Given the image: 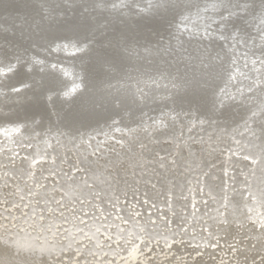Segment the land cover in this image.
Returning a JSON list of instances; mask_svg holds the SVG:
<instances>
[{"label": "bare ground", "instance_id": "6f19581e", "mask_svg": "<svg viewBox=\"0 0 264 264\" xmlns=\"http://www.w3.org/2000/svg\"><path fill=\"white\" fill-rule=\"evenodd\" d=\"M13 1L16 0H0V149L5 150L11 145L14 148L17 147L18 155H21L22 158H18L14 162V166L11 165L15 174L10 172V165L6 164V168H0V176L3 177L0 180L1 216H8L11 212L17 214L15 212L21 211V209L27 212L25 216H31V211L36 214L37 208H47L49 211V205H45L48 201L51 202V206L55 202H60L59 205L71 204L76 196L85 201L86 199L79 196L78 193L80 189L87 193L93 191V189L87 188L88 181L95 182L92 180L94 176L91 170L100 177V179L95 177L96 181H102L103 187L100 186V188L104 190L105 201L114 197L112 194L114 191L125 193L128 183L149 188L150 190L147 189V191L150 194L151 191L154 192L153 196L151 194L152 197H156L160 193L159 191L163 192L165 189L168 192L173 191L175 195L183 188L189 190L191 186L195 185L192 175L182 176L173 170L171 171L172 167L174 168L180 160L182 161L180 157L179 161L175 158L177 163L173 161L176 152L183 153L181 147H176V151H171L169 157H156L158 169L163 171L159 175L155 170L157 168L152 167L150 171L149 168L143 166L144 159L136 153V149H138L136 146L142 147L141 145L146 144L152 149L155 147L159 148L158 150L167 151L168 146L163 145L162 141L175 138L182 141L186 140L187 143L185 141L182 143L189 145L191 142L189 141L190 134H194L196 130L204 135L203 137L210 135L213 137H211L212 142L206 145V148L203 145L194 146L196 158L191 157V154L189 155L193 164H195V159L200 162L199 154L208 162L206 165L203 164L204 166H199L200 169H203V172L199 174V180H197L200 185L201 182H205V178L202 176L207 172L206 169L210 171L209 168L213 167L214 175L217 174H215L217 169L214 167V164L219 161L216 157L218 147L216 138L221 137L226 140V135L229 134L230 142H233L234 139L239 140L241 146L235 151V158L237 156L239 158L235 160L236 164L239 165L238 167H242L239 169L243 171L244 165L253 166L255 155L260 156L259 153H264V113H261V116L258 115L257 110L259 109H254V106H251L254 104L252 100L257 101V106L262 108L264 106V10L254 8L248 0L245 3H238L240 6L234 7L226 2L230 0H33L32 4L36 7L34 9L26 8V10H23L22 6L10 4ZM254 1L264 5V0ZM217 8H224V12L213 13V10ZM233 9H239L245 13L243 20L248 23L252 22L253 19L255 20L252 29L257 32L250 33L248 31L246 35L252 37V34H256V36L247 40L238 37L233 38L232 42H224V50L226 49L227 53H230L228 63H222L219 59L214 60L213 55H209L204 62H201L202 65H207L210 70H216L217 66L222 67L220 72L215 75L201 72L199 78L184 82L183 80L189 75V70L192 71L197 68L198 61H200L197 58L205 54L194 49L198 46L196 43L191 47L192 60H187L188 54L181 52L182 47L187 42H182L181 36L174 34L175 31H190V34L186 35L199 37L203 40L210 35L217 39L218 36L222 37L220 34L224 33L223 30H227L225 32L230 31L224 25L229 24L226 22V17L236 15ZM213 21L217 22L218 30L212 32L209 25H212ZM232 33H236V31H232ZM237 33L245 34L244 31ZM163 34L164 39L160 41L159 39L163 37ZM229 36L230 33L224 35V37ZM239 39L243 48L246 47L250 51L244 59L238 57L237 49L233 52ZM170 42L172 51H174L175 42L179 45L178 49L174 51L173 57H168L169 62H167L165 47H168ZM246 43L247 46H245ZM186 49L190 51L187 45ZM217 49L215 53L220 55L221 48ZM118 55L125 60L119 59ZM217 55L215 59L218 57ZM148 59L150 60L148 61ZM68 63L72 66L73 71L80 69L82 73L72 75L69 69H64L68 73L62 72L63 75L68 78L71 76L69 82H65L57 71H61L64 66L69 65ZM2 72L3 74H1ZM4 73H6L5 77H3ZM59 74L61 75V72ZM175 76L177 77L174 78ZM82 77L86 86L83 91L77 90ZM123 82L129 83L128 93L119 92L123 88L119 86H124L121 85ZM132 87L134 91H132ZM94 92H98L99 96L93 98L92 96L96 95ZM108 92L115 94L117 92V94L114 96L115 98L107 100ZM148 94L150 95L148 96ZM72 96H74L73 99H70ZM94 100L96 101L93 102ZM90 108L93 109V113H89L90 120L88 121L82 117L80 112ZM172 111H177L179 114L176 120L165 119L168 117L166 113ZM255 118L256 120H254ZM150 130H156L157 133L152 135ZM120 131L126 134L132 132V135L131 137L128 135L123 137L122 134L118 149L103 146L102 138L112 137L109 135L111 133L115 136ZM151 135L153 136L152 140L150 139ZM98 140L99 145L102 144L99 147L94 145V142ZM8 141H13L14 145L11 142L9 145ZM225 143L227 144V142ZM90 144L93 147H91L92 150L87 149ZM198 144H202V142ZM228 144L231 146L229 141ZM203 149L204 152L201 151ZM11 151H4L3 155L1 154L2 151L0 152V163L7 158V154L12 153ZM44 153L46 155H43ZM94 153L95 155H93ZM245 155L248 158L243 157ZM99 157L101 161L97 160ZM34 158H39L38 164L31 163ZM7 160L9 162L10 159L3 162L7 163ZM261 161H258L257 164ZM230 163L231 159L227 165ZM262 163L264 164V161ZM75 164L78 165L75 166ZM44 167H54V169L43 171ZM75 167H78L80 171L75 172ZM85 167L91 168V170L82 172ZM142 168L144 173L140 170ZM219 168L222 169L221 166ZM55 169L63 177H58ZM128 169H130V175L133 176H129V172H126ZM61 170H64L65 174ZM164 170L167 174H162L165 172ZM152 171H156V173ZM258 171L257 173H264V167ZM10 173L19 184H16V181H10L11 184H7L10 180L8 178ZM16 174H20L21 177L15 176ZM220 174L223 177L222 183L218 184V181H215L217 177L214 179L213 174H211V179H213L210 183H212L214 190L219 192V195L227 194L230 187H228L229 183L226 184V179L228 175H233L228 173L225 177L222 172ZM84 175L87 182L83 181ZM43 176L44 178L47 177L46 184L37 181L40 178L43 179ZM51 176L53 177L51 178ZM19 179L23 180V183ZM55 180L57 183L54 182ZM49 181L54 186H51ZM159 181L161 183H158ZM228 181L231 182L230 179ZM99 182L97 183L100 185ZM150 182L153 187H149ZM258 182V180L251 182L250 190L252 192L257 191L258 194H252L254 202H259L262 198L259 193L261 190L259 191ZM259 183L261 184L260 187L263 188L264 181ZM79 184H82L81 188H79ZM204 184V188H207L206 182ZM192 188L188 194L193 191ZM55 190H57L56 197H53L54 192L52 193V191ZM236 191L231 200L228 198L230 202L227 207L224 210L222 208L223 215L221 214V217L229 222L226 227L220 228L216 224V218L209 214L210 211L208 212L209 217H211L210 220H208V215H204L207 222L205 226L219 229V232H214V235L221 234L223 229L233 230V226L229 227V224L239 221L240 217L244 216L243 210L247 211V207L255 208L256 204L245 201L248 198L247 195L243 197L238 193V190ZM210 192L212 196L218 194L216 192L213 194L212 189ZM17 193L20 195L18 196ZM181 193L179 198L184 203L185 194ZM27 194L31 196L28 197ZM127 194L129 195V193ZM21 196L25 201L20 199ZM20 201H23L22 205ZM42 201H44L43 206L41 205ZM181 201L175 202L173 212L170 210L173 216H169L167 212L169 209L167 208L165 214L167 215L166 219L170 218L171 222L176 220L173 224L174 226L176 224L178 230H182L177 223L182 219V214L179 215L177 210L178 206L182 205L180 204ZM243 203H248L250 206L244 207ZM212 204L211 202V207ZM25 205L27 208H24ZM192 205L194 212L191 213L197 214L196 208L199 205L196 203H192ZM8 207L10 208L8 209ZM200 208L202 207L198 209ZM102 210L106 212L108 208L102 207ZM122 212L130 215L126 214L127 217L125 215L124 218L116 217V220L107 222L103 236H100L102 241H96V237L101 233V231L100 233L96 232L100 227V222L96 219L90 222V226L88 225V236L91 237L85 238L81 232L79 233L77 238L83 239L80 244H89L85 247L87 248L85 253L92 251L95 243L100 247L98 255H102L101 252L108 249L112 252L116 249L124 252L129 243H137L136 249L143 251L148 256L151 255L153 259L154 254H156L155 248L161 247V243H164V247L168 244L166 248L168 247L169 251H177L179 254L200 251L204 254L201 257L203 260L206 258V253L213 256L218 254L216 251H220L219 255L226 262L237 258L234 253L227 254L228 252L225 251L227 246L218 247L216 246L218 241L209 238L204 241L213 246L214 252L209 248L201 251V249H194L191 246L186 247L183 252V249H180L182 246L185 248V245L189 243L185 240L188 237L179 233L181 239L178 240L173 232L167 234L171 230L167 229L165 224L163 229L166 230L160 231H149L148 228H143V225L141 229L144 235L141 236V233L138 234L135 228V221L141 217L130 213L125 207ZM68 213L69 211L62 213L67 223L55 222L58 223V230L62 231V227L66 232L72 228V230L82 229L80 225L72 227L74 222L73 219L67 217ZM162 214L164 215V212ZM43 215L45 213H42L40 220L34 218L31 221L23 217L22 220L26 222V226L33 224L29 228L19 224L20 217L16 215L11 218L12 222L15 221L14 226L9 222L7 227L1 229L5 235H0V264H53L50 263V259L53 260L54 256L59 255L62 249L65 251L71 249L75 239H71L70 236L64 243L56 241L51 243L45 239V230L53 227V225L52 221H48V217L44 218ZM104 216L106 215L104 214ZM217 216L219 217V214ZM107 218L109 217L101 218L100 216L98 220ZM155 220L157 223L161 219L156 217ZM89 221L90 219L87 221L88 224ZM101 223H105L104 220ZM181 225L184 226L183 220ZM93 226L94 228H92ZM151 226L157 228L158 225L151 224ZM35 230L40 231L35 232ZM185 233H189V231ZM254 233L255 235L252 236L255 238L256 248L264 249V243L258 238L262 236L261 229ZM136 236L139 237L138 240L135 238ZM164 237H168V239L163 241ZM41 238H44L45 241ZM195 244L194 247H196ZM249 244L251 243L249 242ZM222 248L224 249L223 252H221ZM167 253L170 256V252ZM170 258L169 260H172L173 256ZM152 259L149 260L150 263L153 262ZM254 259L255 257H252L250 260ZM217 260L219 261V259ZM258 261L264 264V255L261 254Z\"/></svg>", "mask_w": 264, "mask_h": 264}, {"label": "rangeland", "instance_id": "374dc122", "mask_svg": "<svg viewBox=\"0 0 264 264\" xmlns=\"http://www.w3.org/2000/svg\"><path fill=\"white\" fill-rule=\"evenodd\" d=\"M81 68H83L82 65H81ZM64 69H69L71 71L72 75L74 73H78V75L80 73H82V71L80 69L73 71V68H72V66L70 64L64 66L63 69H61V71L58 70L57 72H58V75L61 76V79L63 78V80L65 82L66 81L69 82V80H70L69 78L71 76L69 78L68 77H65L62 72H66V73H68V72L66 70H64ZM59 72H61V75L59 74ZM1 74H3V72ZM5 74L6 73H4V76L3 77H5ZM4 82H5V80H4ZM84 85L85 84L83 83V77H82V80H81V82L79 84V87L77 88L76 85H75V87L77 88V90H81V86H84ZM121 85H124V86H119V87H123L121 90L119 89L120 90L119 92L120 93L121 92H123V93L125 92L126 93L127 92V89H128V86H129V83H127V82L124 83L123 82ZM132 91H134L133 90V87H132ZM79 93H82V92H79ZM116 94H117V92H116ZM116 94L115 93L108 92L106 99L108 100L109 98H115L114 96ZM149 95L150 94H148V96ZM73 97L74 96L70 97V99H73ZM99 102L101 103V101H99ZM252 102H254V104H252L251 106L252 107L254 106L253 107L254 109H259V110H257V114L261 116V113L262 114L264 113V106H263V108L262 107H259V105L257 106V104H256L257 101L256 100H252ZM172 112H174V113H172ZM172 112H167L166 115H168V117H165L164 116L165 119L166 118L167 119L170 118V119H172L171 121H173L174 119L176 120V118H177V116L179 114L177 113V111H172ZM254 120H256V118ZM255 124H257V123L255 122ZM196 131H195L194 134H190V140L189 141H191V142L189 143V145L182 143L184 141H185V143H187L186 140L182 141L181 139L177 140L175 138H168V139H165V141H162L161 143L163 145L166 144L165 146H168L169 147V148L167 147V151H165V150H158L159 148H155V147H154V149H152L151 146L149 147V145H147L148 146L147 147L146 144L141 145L142 147H140V146L137 147L136 146V148L139 149V150L136 149V153L139 154V155H141L140 157H142L144 159L143 160V163H144L143 166H145L146 168H149L150 171H151V168L152 167L153 168L154 167L157 168L155 170H157V172L159 173V175H160V172H163V171H160L158 169L159 166L157 165L158 163H157L156 157H160V156L161 157H167V156L169 157V156H171V153L173 151H176V149H177L176 147H181V150L183 151V153L176 152L175 156L173 157L174 158L173 161L175 163H177V161L175 160V158L178 159V161H179V157H180V159H182V161L180 160V162L177 163L174 168L172 167L171 171L173 170L174 172L179 173L182 176L183 175L186 176V175H189V174L192 175V178L195 181V185L190 187V189L193 187L192 188L193 191L191 193L188 194V191L190 189L188 190V189H184L183 188L181 191H179V192L176 193V195L178 194L176 196L173 191L168 192V190L165 189L163 192L159 191L160 193L158 195L156 194L157 195L156 197H152L153 194H154V192L151 191V194H152V196H151V194L148 192L150 190L149 188H146V187H144L142 185H137V184H134V183H128L126 185L127 186V191L125 190L126 191L125 193H118L117 191L116 192L114 191V192H112V194H113L114 197H111V199L109 201H105V199H104L105 196H103L104 190L102 188H100V186L103 187V185L101 184L102 181H100V180H99L100 182L99 181H96V178H95V177H98V179H100L99 175H96V172H94L93 170H91V168L89 169L88 167L87 168L85 167V168H83L82 172H86L88 169L91 170V172L93 173V176H94L92 180H95V182L94 181L93 182L92 181H88L87 182L85 180L86 179L85 175L83 176L84 177L83 181L85 180L87 182V185L89 186V187L87 186V188H89L91 190L93 189V191L90 192V193H87V192L82 191L80 189V192L78 194H79V196L85 198L86 199L85 201L83 199L79 198L78 196L75 197V195H72L73 197H75L74 198L75 200L71 201V204H61V205H59L60 202L59 203H56L55 202L53 204L54 206L53 205L51 206L50 205L51 202L48 201L45 205H47V204L49 205L48 206L49 211L47 210V208L46 209L37 208L36 209V214L33 213L34 211L33 212L31 211L30 212L31 216H25L27 214V212L22 211L23 209H21V211L20 210L19 211L17 210L15 212L17 214H14V212H11V214H9L8 216L7 215H2V216L0 215V235H3V236L5 235V233H2L1 232V229L4 228V227H7V225H8L9 222H10V224H13V226L15 225V221L12 222V219H11V218H13V216H16L17 215L18 217H20L19 218L20 221L18 223L19 224H22V225H25L26 222L24 220H22L23 217H25V219L26 220H29V221H31V219L34 220V218H35V220L36 219L37 220L38 219L40 220L42 218V216H41L42 213L43 214L45 213V215H43V217L44 218L45 217H48V221H52L51 223L53 225V227L47 228L45 230L46 235L45 236L43 235L48 242H51L52 243V242L56 241L58 243H64V242H66L68 240V238H69L68 236H70L71 239H75V242L73 243L71 249H68V251H65L64 249H62L60 251L59 255L54 256L53 260L50 259V263H53V264H175V263H177V264H246V263H249V264H262V263H259L258 260L260 259V255L261 254L264 255V249H260L259 247L256 248V241H255V238L252 235H255L254 232H259L260 229H261L262 236L261 237L259 236L258 238H259V240L262 243H264V204H263L264 203V198H263L264 197V185H262L263 188H261L260 187L261 184L259 183V182L264 181V173H262V174L261 173H257V172H259L258 169L259 170H262V167H264V164L262 163L264 161V156H263L264 153L263 154L261 153L262 155L259 153L260 156L255 155V161H254L253 166L249 167L248 165H244L243 166L244 171H243V170H240V169H242V167H238L239 165L236 164V160H235V159H238L239 158L238 156H237V158H235L236 157L235 151H237L238 148H239V146H241L239 140H235L234 139L233 142H230L231 140L228 139L229 138V134L226 135V140L223 139V138H221V137L216 138L218 140V142H217L218 147L216 149L217 150V155L216 154L215 155H216V157H218V160L219 161L214 164V167L217 169L215 171V174L216 173L217 174L214 175V169L212 170L213 167H210L209 168V169H211L210 171H208V169H206L207 172H205V174L202 176V178H205V182H206V185H207V188L206 187L204 188V186H205L204 183L205 182L204 181L201 182V185H200L197 180H199V174L203 172V169H200V167L206 165L208 162H206L203 159L202 155L199 154L200 162L201 161L202 162L200 163V162H198L199 160H196L195 159V161H194L195 164H193L192 161H191V157L193 156L194 158H196L195 153H194V150H195V147L194 146H196V145L197 146L203 145V147L206 148L207 147L206 145H209V143L212 142V139H211L212 136L210 135V136L203 137L204 135H201L199 133V131H197V132ZM150 133L153 135V134H156L157 132H156V130H154V131L150 130ZM116 134L117 135L113 136L112 133H111L109 135L112 136V137L102 138L103 141H104L103 146H105L106 148H109V147L114 148V147H116V149H118L119 148L118 147V143H119V140L121 139V135L123 134V137L126 136V135H128V137H131L132 132H129L128 134H126L125 132H123V131L121 132L120 131V132H117ZM195 134H197L198 136L195 135ZM152 135H151V138H150L151 140L153 138ZM119 136H120V138H119ZM235 138H237V137H235ZM174 141H175V143H174ZM228 141L231 144V146L228 144ZM10 142L12 143L13 141H8L9 145H10ZM151 142H153V141H151ZM199 142L200 143L202 142V144H198ZM225 142H227V144ZM94 145L97 146V147H99L102 144L99 145V140H98V141H95L94 142ZM91 147L92 146L90 144L87 149L88 150H92L93 147L92 148ZM11 149H12V151H11ZM4 151L5 152L11 151L12 153L6 155V157H7L6 159H10V160H9V162L7 160V163L3 162L6 159L5 160H2V162L0 163V168L1 169L2 168H6L5 167L6 164L8 166L10 165L9 166V169L11 171L9 169L8 170L12 174H15L14 171H13L14 162L17 161L18 158L21 157V155H18L19 154L18 153L19 151H18L17 147L14 148V146H12V145L11 146H8V148L5 149V150L2 149V148L0 149V152H1L2 155H3ZM201 151L204 152V149L201 150ZM149 153H151V154L149 155ZM43 155H46V154L44 153ZM93 155H95V153ZM178 155H180V156H178ZM186 157H188L189 159L186 158ZM243 157L248 158L246 155L243 156ZM4 158H5V156H4ZM232 158H233L234 161L232 160ZM230 159H231V163L227 165V162H230ZM262 159H263V161H261ZM97 160L98 161H101L100 157L97 158ZM38 161H39V158H37V159L34 158V160L31 163L32 164H38ZM258 161H261V163H258L257 164ZM255 162H256V164H255ZM249 163H251V162H249ZM260 164H262V165H260ZM11 165H13V166H11ZM77 165L78 164H75V166H77ZM220 166H221L222 169L219 168ZM52 168L54 169V167H51V168L50 167H44L43 168V171L44 170L50 171V170H52ZM140 170H142V172L144 173V169L143 168L140 169ZM55 171H56V173H58V177L61 178L62 175L60 174V172H57L56 169H55ZM61 171H62L63 174H65L64 173V170H61ZM74 171L75 172H78V171H80V169L78 167H75ZM127 171L129 172V176H133L132 174L130 175V169L126 170V172ZM255 171H256V173H255ZM152 172L153 173H156V171H152ZM220 172H222L225 177L228 175V173L231 174V175H233V176L228 175V178L231 180V182L228 181L229 180L228 178L226 179V184L229 183L228 187H230V189H228V193L227 194L226 193L225 194L222 193L223 196L225 195L224 197L222 196V194L219 195V192H216L214 190L213 186L211 185L212 183H210V182H212V179L213 178L216 179V177L219 180L216 179L215 181H218V184L222 183V180L221 179L223 177L221 176ZM11 173H10V175L8 177V178H10V180H8V183L7 184H11L12 181L13 182L16 181L14 179L15 177L13 176L14 177L13 178L11 176L12 175ZM131 173H132V171H131ZM165 173H166V171L164 173H162V174H165ZM0 174H1V171H0ZM211 174H213V178L212 179H211V176H212ZM237 174L239 175V177H238ZM5 175L8 176L7 174H5ZM117 175H118V173H117ZM15 176L21 177L20 174H16ZM38 176H36V177H38ZM113 176L116 177L115 175H113ZM52 177L53 176H51V178ZM126 178L129 179L128 176H126ZM1 179H3V177L0 176V180ZM43 180H46V181H43ZM253 180H258L259 181L258 182V184H259V191L261 190L259 193H260V196L262 198L260 199L259 196H257V197L260 199L261 202L260 201L259 202H254L255 200L252 197V194L253 193H256L257 194V191L253 190L255 192H252L250 190L251 189V186H252L251 182ZM19 181H21L23 183V180L19 179ZM37 181H42L43 182L42 184H46L47 177L44 178V176H43V179L40 178ZM54 182H56V180ZM97 182H99L100 185ZM51 183L52 182H50V185L51 186H54V184L53 183L51 184ZM158 183H161V182L159 181ZM247 183H249V184H247ZM16 184H19L18 181H16ZM28 184L31 185V183H29V182H28ZM94 184H96V186H94ZM232 184H235V185H232ZM154 185H155V183H154ZM81 186H82V184H79V188H81ZM139 186L140 187L142 186V187L140 188ZM151 186L153 187V184L150 182L149 183V187H151ZM232 186H233V189H232ZM147 189H148V191H147ZM209 189L210 190L212 189L214 191L213 194L215 192L218 193V194L215 195L216 197L211 195V192L212 191L210 192ZM236 190H238V193L241 196H243V197H245L247 195L248 198L245 199V201H248V202L250 201L251 204H252V202L254 204H256L254 206L255 208L247 207V211L246 210H243L244 211L243 212L244 213V216H241L240 219H239V221L234 222V223L231 222L229 224V227H232L233 226V228H232L233 230H231V229L229 230L228 228L227 229H223V231L220 232L221 234L214 235V232H216V233L219 232V229L217 227L205 226V224L207 222L205 220L206 218L204 217V215H208V220H210V218H211V217H209L210 215L213 216V217H215L216 218V224L220 228L226 227L228 225L227 223H229V222L226 221V220H224L223 217H221V214H222L223 210L227 207V204H229L231 198L233 197V194L235 192H237ZM56 191L57 190L52 191V193L54 192L52 194L53 197H56V195H55L56 194ZM194 191H195V193H194ZM15 192H16V190H15ZM108 192L110 193V191H108ZM181 192H183L185 194V198H184V201L185 202L184 203L179 198L180 197V194H182ZM127 193H129V195ZM131 193H132V195H131ZM207 194H208V197H207ZM19 195L20 194H18V196ZM227 195H229V196H227ZM27 196L29 197L31 195L30 194H27ZM21 198L23 199V201H25L22 196L20 197V199ZM207 199H209V200H207ZM259 199H257V200H259ZM215 200H216V202H215ZM23 201H20V204L21 205H22V202ZM77 201H78V203H77ZM177 201L178 202L179 201L182 202V203H180L182 205L178 206V208H177V210L179 212L178 214L179 215L182 214L181 215L182 216V219H180V221L177 222V223H179L178 224V227H181L182 230H178L176 224L174 226L173 223L176 220H174V222H171V219L170 218L169 219H166V216L167 215H165L168 212L169 213V216H173V213H172L173 210L172 209L174 208L175 202H177ZM210 201L213 203L212 204V207H211V202ZM36 202H38V200H36ZM139 203H141V204H139ZM159 203H160V205H159ZM192 203H196V204L199 205V207H202L200 209H198L199 207L196 208V210H198V212H196L197 214L191 213V212H194V210H193L194 207H193ZM202 203H203V205H201ZM78 204H81V205H78ZM97 204H100V205H97ZM161 204H164V205H161ZM41 205L42 206L44 205V201H42V204ZM183 205H185V206L183 207ZM101 206L103 208H108V211L104 212L102 210V207ZM243 206L246 207V206H250V205L248 203H245V204L243 203ZM25 207H26V205L24 206V208ZM56 207H58V208H56ZM124 207L127 208L130 211V213L137 214V216L141 217V219H137V221H135V223H136L135 228H136L138 234L141 233V236L144 235L143 234V230L141 229L143 227V225H144L143 228H145V229L148 228L149 231L150 230L151 231H160V230H166V229H163V228H165L164 227V224H165V225H167V229L171 230V231H168L167 234L169 232H173V234H175L177 236L178 240L181 239L180 238L181 235L179 233H181L185 237H188V239H185L187 242H189V243H187L188 245L186 244L185 245V248H183V246H182L181 249H180V250L183 249L182 250L183 252L186 250V247H190V246L193 247L194 249L199 248V249H201V251H203L205 248L206 249L209 248L212 252H214L213 246L212 245L210 246V243L209 242H207V241L205 242L204 241V240H207V238H209V239H211L213 241H218V245H216L218 247H225V246H227V248L225 249V251L228 252L227 254L231 255V254L234 253V255H236L237 258L231 259L230 261L228 260L226 262L224 260V258L219 255L220 254V251H216V253H218V254L217 255H213V256H211L210 253H206L205 254L206 255L205 256L206 258L204 257L205 259L203 260L201 257L204 254H202V252H200V251H197V252H190L189 251L187 253H181V254H179V253H177V251L176 252H173L172 250L169 251L168 247L166 248V246H168V244L164 247V243H161V247H159L160 249L158 247L155 248L156 254H154V258L153 259H152L151 255L148 256L143 251H140V250L136 249L137 243L136 244H130L129 243L127 245V247L125 248L124 252H121L122 250L119 251L117 249L114 252H112V251H110L108 249L106 251L101 252L102 255H98V253L100 251V249H99L100 247H99V245H96V243H95V245L93 246L92 251H90L89 253H85V250L87 249L85 247H87L89 244L88 243L85 244V245H81L80 244V242L83 239L77 238L78 235H79V233L81 232V235L84 236L85 238L91 237V236H88V234H89V231H88V228L89 227H88V225L90 226V222H92L93 219H96L98 222H100V227L96 230V232L97 233L98 232L100 233V231H101V233L99 234V236L96 237V241H98V240H101L102 241V239H100V238L103 236L102 234L104 233V230L106 229L107 222H111L112 220H116V217L117 218L118 217L124 218L125 215L127 214V213L122 212L124 210ZM143 207H144V209H142ZM9 208L10 207H8V209ZM166 208L169 209V210L167 211ZM203 208H205V209H203ZM222 208H223V210H222ZM72 209H74L75 211H73ZM201 209H203V210H201ZM170 210H172V212ZM67 211H69V213H68L69 215L67 217L73 219V222H74V223L72 222L73 223V226L72 227L79 226L80 225L82 227V229L72 230L73 229L72 228L70 230H67V232H66L65 229H63V227H62V231H59L58 230V228H57V226H58L57 224L58 223H55V222H58V221L61 222L62 221V223H67V221L64 220L66 218L64 217V215H62V213H66ZM209 211H210V213H209L210 215L208 214ZM28 212H29V210H28ZM163 212H164V215L162 214ZM82 213H83V215H82ZM47 214H49V215H47ZM58 214H59V216H58ZM104 214L106 216H104ZM217 214H219V217L217 216ZM127 215H126V217H127ZM100 216H101V218L102 217H105L106 218L107 216L109 218L98 220L100 218ZM195 216H197V217H195ZM156 217H158L159 219H161L160 221H157V223H156V220H155ZM89 219H90V221H89V224H88L87 221ZM103 220H104L105 223H101ZM182 220L184 222V226L181 225L182 224ZM131 222H133V221L131 220ZM150 223L151 224H157L158 225L157 228H152L153 226H151ZM31 226H33V224H29L27 226L25 225L24 227L25 228H29ZM248 227H250V228H248ZM252 227H254V229H252ZM92 228H94V226ZM190 230H194V231H190ZM37 231H40V230H35V232H37ZM146 231L148 232V230H146ZM186 231H189V233H185ZM246 233H249V234H246ZM163 234H166V233H163ZM59 236H61V237H59ZM135 238L137 240L139 239L138 236H136ZM41 239L45 241L44 238H41ZM167 239H168V237H164L163 241H166ZM246 239H247V241H245ZM223 240H224V242H223ZM238 242H240V243H238ZM249 242L251 244H249ZM194 243H196L195 244L196 247H194ZM92 245H93V242H92ZM260 245H262V244H260ZM203 246H205V247H203ZM260 247H262V246H260ZM110 248H113V247H110ZM223 250L224 249L222 248L221 249V252H223ZM167 252H170L169 253L170 256H168V253ZM257 255H258V257H256ZM172 256H173V259L172 260H169V258L172 257ZM252 257L253 258L255 257V259L254 260H250ZM198 258H200L202 260H200ZM150 259L153 260L152 263L149 262ZM217 259H219V261Z\"/></svg>", "mask_w": 264, "mask_h": 264}, {"label": "water", "instance_id": "95a60500", "mask_svg": "<svg viewBox=\"0 0 264 264\" xmlns=\"http://www.w3.org/2000/svg\"><path fill=\"white\" fill-rule=\"evenodd\" d=\"M32 1L33 0H16V1L10 2V4H15V5L22 6L21 8L23 10H26V8L27 9H29V8L34 9L36 7V5L32 4ZM219 1H222V0H219ZM246 1L247 0H234V1L233 0H230V1H226V2H228L231 5V7H234V6H240L238 3H245ZM248 1L253 4L254 8H259V10H264V5L258 4L254 0H251V1L248 0ZM233 10L235 11L236 15L235 16L226 17V19H227L226 22H228L230 25L229 24H228L229 26L228 25H224V27H227L228 29H230V31L225 32L227 30H223L224 33L220 34L222 37L218 36L217 39H214L215 37L212 36V35H210V37H208V38H206V39L203 40V39H201L199 37H193L192 35H186V34H190V31H185V30L182 31V32L181 31H175L174 34L180 35L182 42H185V41L187 42L186 45H187V48L190 51H187L186 45L184 47H182V51H181L182 53L188 54L189 57L187 58V60L188 59H189V61L192 60V57H191V54H192L191 47H192V45H194L196 43L198 44V46L197 47H194V49L195 50H198L201 54H205V55H201V56H199L197 58V59H200V61H198V66H196L197 67L196 69L194 68L192 71L188 69L189 70V75H187V78L183 80L184 82L191 81V80L193 81L195 78H199L201 72L202 73H206L208 75L218 74L220 72V70L222 69V67L217 66L216 67V70H210L207 67V65L206 66H205V64L202 65L201 62L202 61L204 62V60H206V58L209 55H213L214 56V60H218L219 59V61L222 62V63H225V62L228 63V58H229L230 53H227L228 51L226 49L224 50V46H225L224 45V42H229V41L232 42L233 41L232 40L233 38H238V37L242 38L243 40H247L249 38H252L253 36H256V34H252L253 35L252 37L249 36V35H246V32H248V31L250 33H256L257 32L256 30L252 29L255 20L253 19L252 22L248 23L247 21L243 20V15L245 13H242L239 9H233ZM223 12H224V8H217L216 10H213V13H223ZM261 13H263V12H261ZM170 16H172V15H170ZM216 21L218 22V20H216ZM217 22H214V23H212V25H209L210 26L209 28H210V30H212V32H213V30H218L217 29V25H216ZM238 23H239V26H238ZM232 31H236V33H232ZM243 31L245 32V34H242L241 33L242 34L241 35V34H238L237 33V32H243ZM227 33H230V36L229 37H224V35L227 34ZM230 37H231V39H230ZM163 39H164V34H163V37H161L159 40L160 41H163ZM174 45H175L174 46V51H175L176 49H178V45L179 44H177L175 42ZM247 45L248 44L246 43L245 46H247ZM219 46H221V47H219ZM165 48H166V51H167V55H166L167 56V59H166V61L169 62L168 57H173V54H174V51H172V49H170L171 48V42L169 43V46L168 47H165ZM217 48H219V49L221 48L220 55H217L218 53H215V50H218ZM222 48H223V51H222ZM235 49H237V51H238V57L240 59L241 58L244 59L250 53V51H248L246 47L243 48V45L240 43V39H239V42L237 43V46L234 48V50L233 49H231V50H233V52H234ZM222 52H223V54H222ZM216 55L218 57H216V59H215V56ZM166 56H165V58H166ZM119 59H123V58H120V56H119ZM123 60H125V59H123ZM149 60L150 59H148V61ZM221 65H223V64H221ZM210 71H212V72L210 73ZM176 77L177 76H175L174 78H176ZM181 83L183 84V82H181ZM178 84H180V83H178ZM84 89H86V86L85 85L81 87V90L82 91ZM95 93L96 92H94V94ZM98 96L99 95H98V92H97L96 95H94L92 97L95 98V97H98ZM96 100H94L93 102H95ZM92 111H93V109L90 108V109H85V111L83 110L84 113L83 112H80V113H82L81 115H82V117H84V119H88V121H89L90 120L89 113H93Z\"/></svg>", "mask_w": 264, "mask_h": 264}]
</instances>
